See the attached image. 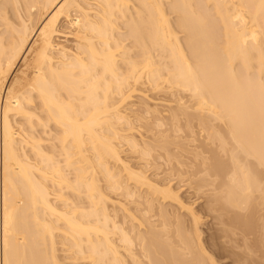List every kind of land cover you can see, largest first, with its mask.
<instances>
[{
	"label": "bare ground",
	"instance_id": "obj_1",
	"mask_svg": "<svg viewBox=\"0 0 264 264\" xmlns=\"http://www.w3.org/2000/svg\"><path fill=\"white\" fill-rule=\"evenodd\" d=\"M160 106L186 123L162 131ZM193 143L241 236L264 208V0H0V264H219L183 187L148 174Z\"/></svg>",
	"mask_w": 264,
	"mask_h": 264
},
{
	"label": "rangeland",
	"instance_id": "obj_2",
	"mask_svg": "<svg viewBox=\"0 0 264 264\" xmlns=\"http://www.w3.org/2000/svg\"><path fill=\"white\" fill-rule=\"evenodd\" d=\"M66 38H68L67 36L65 37L64 36V38L63 37H61L60 38V40H63L64 41V39L65 40H67ZM71 38H69V40H70ZM148 94H152V93H148ZM152 96V95H151ZM161 96H163V95H161ZM168 96L169 95H166V97L167 98H165V96H163L162 98H164V99H171L170 97L168 98ZM185 96V95H184ZM159 97H160V95H159ZM138 100V99H137ZM161 107V108H160ZM159 107V110H161V113L164 115V116H167L168 115V111L170 112L171 110L170 109H173L172 107L170 108L169 106L167 107V106H165V109H167L166 110V114L164 113V109L162 108V107H164V106H160ZM162 109L164 110V111H162ZM173 111H176L175 110V108L173 109ZM173 111H171L172 113H173ZM171 115V113L169 114V116ZM162 116V115H161ZM164 116H162L161 118L164 120V122H166V124L168 123H172V119H171V116L169 117L170 118V120L168 121V116H167V119H166V117H164ZM151 118L152 117H150V119H149V117H147L146 119L148 120H150L151 121ZM145 119V120H146ZM153 119V118H152ZM161 119V120H162ZM178 119V118H177ZM182 119H185L184 118V116L182 117V118H180V119H178V120H180L179 122H180V125H181V121H183ZM136 120V121H135ZM133 122H134V124L135 125H137V126H139V125H141V123L142 122H140L139 120H141V121H143L142 120V118L141 119H139V120H137V119H135ZM144 120V122H143V124L145 123V122H147V120L145 121ZM149 120H148V123H149ZM163 120H162V122H163ZM166 120V121H165ZM174 120V119H173ZM176 120V119H175ZM174 120V121H175ZM177 120V121H178ZM171 121V122H170ZM176 121V122H177ZM139 124H138V123ZM161 122V123H162ZM163 122V123H164ZM175 122V123H176ZM179 122L177 123V124H179ZM193 122H196V126H197V124H199V123H197V121H195V120H193ZM192 122V123H193ZM163 123H162V125H163ZM174 123V122H173ZM183 123H186V121L184 120L183 121ZM146 124V123H145ZM150 124H152V123H150ZM168 124H167V126L166 125H163V128H162V125H161V130L162 129H164V130H162V131H166L167 133H168V131H169V133H170V131H171V129H172V132H173V129L174 128H176V126H177V124L176 125H172L173 126V128H171V129H167L166 130V128H169V126L171 127V125H169L168 126ZM193 124H195V123H193ZM193 124H191L192 126H194ZM149 126V128L147 127V126ZM145 126H143V125H141L140 126V130L141 131H138L137 133H138V135H139V137L141 136H143V135H145V136H143L142 138L144 139V137H146L147 136V138H148V135H147V133L149 134V132L146 130L145 131V129H147L148 128V130H151L150 129V126L151 125H149V124H146ZM143 126V127H142ZM164 126H166V127H164ZM183 126H185V124H183L181 127H183ZM195 126V127H196ZM144 127H146L145 129H144ZM195 127L193 128L194 129V132H195V134H200L199 136H201V133H199V132H202V136H201V138L202 137H205L206 135V133H204V131H200V130H202V127H200V124H199V126L198 127H196L197 129H195ZM201 129H200V128ZM155 128V127H154ZM153 128V130H156V129H154ZM177 128H178V126H177ZM176 128V130H178ZM180 128V127H179ZM185 129H186V127H184ZM180 129H182V128H180ZM179 129V130H180ZM200 129V130H199ZM183 130V129H182ZM197 130H198V132H197ZM142 131H145L144 133L142 132ZM181 131V130H180ZM141 132V133H140ZM171 132V133H172ZM182 132V131H181ZM181 132H178V134H180V135H183L184 133H186V132H182V134H181ZM206 132V131H205ZM204 133V134H203ZM141 134V135H140ZM185 135V134H184ZM204 135V136H203ZM149 136H150V134H149ZM199 136H197L196 138L198 139V137ZM141 137H140V139H141ZM151 137H149V139H146V140H148V141H151V139H150ZM200 137H199V140L201 139ZM203 139V138H202ZM181 141V140H180ZM202 140H200L199 141V143H198V141H195V143H196V145L193 143L192 145H190L189 147H194V145H195V147L196 146H199L200 147V142H201ZM197 143H198V145H197ZM181 144V143H180ZM153 145V144H152ZM155 146V148L157 149V146H156V144L154 145ZM153 146V147H154ZM176 147V145H173V147L171 146L170 148L172 149L171 151H172V154H174L175 155V158L176 157H178L177 155L179 154L180 155V152H181V158H179L181 161H182V163H181V161L178 159V158H176V159H178L177 161L179 162V164H178V162H177V164L178 165H176V163L174 162L176 159H174V157L172 158V155L171 156H169V158L167 159V157H168V155L167 154H165V152H164V149L163 148H161L160 149V147H158L159 149H157V151L155 150V148L154 149H152V150H155L153 153V155H156V156H154L155 158L153 159L152 157H151V159L153 160V162L151 161V163H153L152 165H154V167L153 168H150L149 170H148V174H150V176L152 177H154L155 176V174L156 173H159L160 174V176H161V179H166V180H169V179H171L172 180V183H173V185H174V187H178V188H180L181 186L183 187V188H185V189H183L182 187V189H181V191H180V195H181V197L184 199V201L186 202V203H188V204H190L192 207H193V209H195L194 211L196 212H198V213H200L199 215H200V217H201V223H200V232H201V237L203 238L202 240H203V245L205 246V248L207 249V251L209 252V254H211V255H213V257H214V259L216 260V261H218L219 262V264H238L237 262H242V263H239V264H264V240H262V237L264 238V217H262L264 214H263V210H264V208H263V206L261 207V208H263V209H260V207L257 209L258 210V212H257V210L255 211L256 213V215L255 216H258V217H256L254 220V226H253V228L252 229H250L249 231L247 230V231H242L241 232V230L240 229H238L237 228V231H236V227L233 225V220H231V218H229V219H226L225 221V223L226 224H228L229 225V227L230 228H233L237 233H243L244 235H245V237H243V234H241L240 233V235L242 236V238H241V236H239L238 234L237 235H235L234 236V234H232V232L230 231H228V233H229V236H227L228 235V233H227V235L225 234V236H222V235H224L223 233H225V232H223L224 230H222V228L224 227V226H222L221 224L219 225V226H217L216 224H218V223H216V222H219L218 221V219H214L215 217V215H217V214H215V213H211V212H208V208H206V207H208V204L206 205V203L205 202H207V199H208V195L207 194H209V193H207V191L205 192V190H207L206 189V187H205V181L203 180V181H200V178L199 177H203V176H201L202 174V172H201V170L203 171L204 169V167H201V165L199 166V167H201V168H196V167H194V166H196V164H195V162H194V160H192L191 161V159H192V157L194 156V155H192L193 153H191V150H195V147L194 148H190L189 150L190 151H187V152H184L183 150L181 151L180 149H178V150H176L177 148H175ZM124 148L123 149H125L124 150V152H123V154H124V156H125V158L126 159H128V161L130 162L131 161V165L132 166H134L133 164L135 163V167H138L137 165H139V164H141V162H140V160H141V158H140V156L138 157L137 155H135V154H132L129 150H127L128 148H126V145L125 146H123ZM180 148L182 147L181 145L179 146ZM185 147V146H184ZM201 148H202V150H203V146H201L200 147V149L197 147L196 148V150L197 151H199V150H201ZM205 148V147H204ZM182 149H184V148H182ZM173 150H176V152L175 151H173ZM180 150V151H179ZM186 150V149H185ZM128 151V152H127ZM130 152V153H129ZM161 152L164 154V157H165V155H167L166 157H165V159L167 160H165V159H163V155L161 156L160 154H161ZM174 152V153H173ZM190 153V155H189V153ZM134 153V152H133ZM184 153V156L182 155ZM186 153V154H185ZM126 154H127V156H126ZM138 154V153H137ZM188 154V155H187ZM135 155V156H134ZM139 155V154H138ZM152 155V156H153ZM173 155V156H174ZM187 155V156H186ZM160 158H159V157ZM179 156V157H180ZM187 158H186V157ZM137 157V158H136ZM182 157H184L183 159H182ZM136 158V159H135ZM139 158H140V160H139ZM158 158V159H157ZM170 158H172V159H170ZM191 158V159H190ZM195 158V157H194ZM130 159V160H129ZM137 159L139 160V161H137ZM185 159V160H184ZM196 159V158H195ZM158 162H157V161ZM172 160V161H171ZM198 159H196L195 161H196V163L198 162L197 161ZM154 161H156V162H154ZM163 161H165V163L163 162ZM188 161V163H186ZM139 162V163H138ZM170 162H172V163H170ZM186 163L187 165H185L184 167L187 169V171H188V173L186 172V169L184 168V167H181V166H183V165H181V164H183V163ZM192 162H194V163H192ZM155 163V164H154ZM156 163H157V165H156ZM161 163V164H160ZM170 163V164H169ZM181 163V164H180ZM192 164H194L192 167L191 166H189V165H192ZM198 165H199V163H197ZM181 165V166H180ZM140 166V165H139ZM155 166H157V167H155ZM189 166V167H188ZM134 167V168H135ZM182 168V169H181ZM189 168H193L192 170H194L195 171V168L197 169V170H199V169H201V170H199L200 172V174L198 173V175L196 176V173H197V171H192V170H190ZM181 169V170H180ZM181 171L180 172V174H181V177H182V179H180L181 177H180V174H179V171ZM184 171V172H183ZM190 171V172H189ZM191 171H192V173H191ZM193 172L195 173V176H196V178L193 176L194 174H193ZM182 173H183V176H182ZM186 175H185V174ZM203 173H205V171H203ZM189 176H190V178H189ZM191 176L192 177H194L195 179L193 180V178H192V181L196 184V182H201V183H203L202 184V187L203 188H205V189H203L202 187H200V185L199 186H197L198 185V183H197V185H195L194 183H193V186H192V181H190L191 180ZM184 178H186L185 180H184ZM189 178V179H188ZM199 178V181H196V179H198ZM164 179V180H165ZM180 179V180H179ZM189 180V181H188ZM181 181V182H180ZM188 182H189V184H188ZM191 182V183H190ZM186 183H187V185H186ZM206 185H207V187L209 188L210 186L208 185V182L206 183ZM185 186V187H184ZM191 186L193 187V188H191ZM195 186H197L196 188L197 189H194L195 188ZM216 186V185H215ZM212 187V186H211ZM214 187V186H213ZM143 188V187H142ZM142 188H140V190L142 189ZM145 189H147L146 187H144ZM142 189L141 190V192L142 193H145L147 190H145V189ZM202 188V189H201ZM199 189H201V190H199ZM199 192H198V191ZM202 190H204V193H203V191ZM210 197V196H209ZM118 198V197H117ZM191 202V203H190ZM193 204V205H192ZM167 205V208H169V206H170V204L168 205V204H166ZM130 206V205H129ZM172 207H173V204H172ZM171 209V208H170ZM173 209H174V207H173ZM132 211H133V209H131ZM260 210H262V214H261V211ZM131 211V212H132ZM154 211V210H153ZM153 211H151V212H149V215H153L155 212L157 213V211L155 210V212H153ZM196 212V213H197ZM259 212H260V214H259ZM136 217H135V219H134V222L136 221V218H139V217H141V212H136V211H133L132 212ZM139 213V214H138ZM153 213V214H152ZM155 213V214H156ZM182 213V212H181ZM197 213V214H198ZM210 213V214H209ZM121 215H120V217H122L123 218V214L122 213H120ZM182 214H184V216L187 218V214L186 213H182ZM139 215V216H138ZM211 215V216H210ZM214 215V216H213ZM261 215V216H260ZM119 217V218H120ZM157 217V216H156ZM214 217V218H213ZM158 218V217H157ZM172 218H174V217H172ZM121 219V218H120ZM140 219V218H139ZM138 220V219H137ZM140 221V220H139ZM138 221V222H139ZM138 222H135V223H138ZM216 226V227H215ZM234 226V227H233ZM218 227V228H217ZM222 227V228H221ZM228 227V228H229ZM221 228V230H219ZM216 229H218L219 230V232L216 230ZM238 230L240 231V232H238ZM245 232H248V234L247 233H245ZM219 233H221V234H219ZM221 235V236H220ZM231 235H233L232 237H231ZM263 235V236H262ZM236 236H238L239 237V239L236 237ZM248 238H247V237ZM222 237H224V238H222ZM236 238V239H234V238ZM219 238V239H218ZM232 238V239H231ZM243 238H245V239H243ZM210 239V240H209ZM233 239L235 240V241H233ZM242 239H243V241H242ZM221 240V241H220ZM231 240V241H230ZM247 241L248 243V247H245V246H247V244H246V242L245 241ZM227 241H228V243H227ZM233 241V242H232ZM238 241V242H237ZM237 243H241L240 245L242 246V244H243V246L241 247L240 245H238ZM245 243V244H244ZM234 244H236L237 246H239L240 248H237V246L236 245H234ZM221 245V246H220ZM245 245V246H244ZM207 246V247H206ZM235 246V247H234ZM227 247H229V249H231L230 250V252L232 251V249L233 250H237L236 252H233L232 251V253H230L229 252V249L227 248ZM235 248V249H234ZM247 248V249H246ZM251 250L252 249V251H249V249ZM239 249H240V251L242 250V252H239ZM243 249L245 250V252L243 251ZM248 250V251H247ZM211 252V253H210ZM237 252H239V253H237ZM247 252V253H246ZM239 254L240 255V253H243L244 254V257L241 255V257H243L242 259L243 260H240V261H237L235 258H236V255L235 254ZM246 253V254H245ZM232 254V255H231ZM234 254V255H233ZM235 257V258H234ZM241 259V258H240ZM236 260V261H235ZM64 264H68V262H64ZM69 264H72V263H69ZM127 264H128V262H127Z\"/></svg>",
	"mask_w": 264,
	"mask_h": 264
}]
</instances>
